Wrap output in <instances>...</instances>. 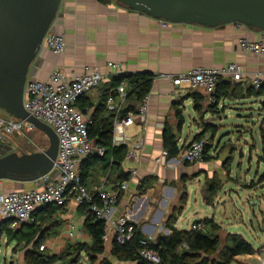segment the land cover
Masks as SVG:
<instances>
[{
	"label": "crops",
	"instance_id": "crops-1",
	"mask_svg": "<svg viewBox=\"0 0 264 264\" xmlns=\"http://www.w3.org/2000/svg\"><path fill=\"white\" fill-rule=\"evenodd\" d=\"M52 30L64 34L66 49L57 55L44 45L30 79L46 80L55 69L64 72L68 78L82 75L93 67L106 72L109 61L122 63L126 73L149 72L153 75L151 90L147 94L146 120L137 119L127 129L129 136L143 139V146L137 151L135 159L126 157L122 162V170L130 172V177L128 188L121 193L114 214L127 216L144 235L153 233L157 236L159 233H171L166 223L175 212L177 220L174 226L181 228L178 221L182 214L177 213V204L182 199L178 187L182 184L183 177L188 179L196 172H199L196 174L199 177L201 173L206 175L211 170H223V165L220 158H216L218 149L214 147L208 149V158L205 157L196 164L178 163L175 157L167 156L163 159V152L166 151L163 132L166 126L172 127L179 145L183 147L204 131L206 124H214L216 133L225 126L243 125L241 120L247 116V110H255L261 103L264 105V94H246L247 88L253 86L254 73L260 71L264 74V57L242 49L239 43L241 38L253 41L261 39L262 30L245 24L237 26L236 23L213 27L173 23L131 9L116 0H62ZM231 62L240 65L243 79L232 82L237 86L236 94L222 96L216 102V107L211 104L210 95L204 89L177 88L169 77L188 72L194 67L223 66ZM262 86L264 88V77ZM119 87L120 85L113 83L112 78H106L100 86L77 100L76 104L85 113L89 125L100 126L101 120L111 114L108 107L98 109V104L104 94L117 91ZM191 92H196V95L190 94ZM115 96L118 100V93ZM198 96H202L199 99L200 109L195 108V98ZM141 102L132 100L131 103L138 106ZM126 105L125 102L124 106ZM177 108L181 109L184 118L180 130L177 128ZM233 115L238 117L237 121L228 122ZM207 134L215 136L210 129L204 135ZM11 137L5 143L11 144L15 150L16 145ZM158 157L162 158L161 161L156 160ZM85 165L89 169L85 183L90 191L101 183L108 187H115L120 183L116 179V171L107 167L106 161L91 162L86 159ZM58 175L59 172L52 179ZM44 183L45 180L25 182L19 184V188L28 190ZM17 188L13 181L0 180V195ZM39 212L42 214L39 215ZM85 218L86 213L80 205L68 201L63 206L50 204L38 208L28 226L34 223L43 227L46 231L43 250L53 254L78 241L92 242L84 227ZM55 220L57 222L53 224ZM2 221L4 218L0 217V224ZM187 223L189 225L185 228L191 229L190 222ZM24 226L21 225L18 229ZM2 236L7 240L5 234ZM114 240V233L111 231L105 240L106 255H112ZM7 243L9 244L8 240ZM20 244H26V240H21ZM17 245L18 242L14 247ZM24 252L27 249L22 251V258ZM106 255L104 256L107 257ZM263 258L261 250L255 249L252 254L236 255L233 261L238 264H255L256 260L261 263ZM122 262L120 264H124ZM126 263L136 264L132 261Z\"/></svg>",
	"mask_w": 264,
	"mask_h": 264
},
{
	"label": "built area",
	"instance_id": "built-area-1",
	"mask_svg": "<svg viewBox=\"0 0 264 264\" xmlns=\"http://www.w3.org/2000/svg\"><path fill=\"white\" fill-rule=\"evenodd\" d=\"M237 26L244 25L241 22H234ZM242 49L254 55L264 57V31L261 39L257 41L241 38L239 40ZM47 46L54 54H61L66 49V39L63 33L49 30L43 39V46ZM108 70L101 71L97 67L89 68L82 75L68 78L64 72L55 69L48 79H30L27 81L24 93V107L26 110L49 124L57 133L59 138L58 155L55 166L59 175L42 186L28 190H10L0 195V217L9 220V227L17 229L22 223L33 220V213L46 205H65L72 201L77 205L84 202L90 203V210L97 218L105 221V239L113 231L115 240L124 244L131 240L135 232V224L125 215L114 214V209L119 203L121 193L128 188V179L121 181L115 187H108L101 183L90 191L81 179L80 164L96 152L100 155L105 150L94 144L89 135V120L85 113L76 105V101L90 90L98 87L106 79L125 73L122 63L109 61ZM173 85L180 89H204L210 95L211 102H217L213 95L220 80L231 82L243 79V71L235 62L223 66H200L190 69L188 72L179 75H169ZM264 74L256 71L252 78V85L260 88L263 85ZM128 87L127 83H121L118 92V100L110 92L106 105L114 113L112 144L128 146L127 158L135 159L137 151L143 146L142 138H134L127 134V129L135 120L145 121L148 112L147 96L138 105L136 111H128L121 116L126 101ZM30 122L16 118L5 113L0 108V141L7 142L16 134H25L26 130L33 129ZM207 138L194 139L183 146L180 153L175 157L178 163L187 162L196 164L202 162L205 157V146ZM167 157V152H163ZM161 157L156 160L161 161ZM166 161V160H165ZM136 171H132L135 173ZM48 175L46 176V178ZM46 178H43L45 180ZM191 229H206L202 221L191 224ZM153 233L146 234L141 240L142 248L139 255L153 263L160 264L161 257L157 250L149 247V243L155 240ZM182 247H186L183 244ZM45 245H41L43 250ZM264 264V258L261 261Z\"/></svg>",
	"mask_w": 264,
	"mask_h": 264
},
{
	"label": "trees",
	"instance_id": "trees-1",
	"mask_svg": "<svg viewBox=\"0 0 264 264\" xmlns=\"http://www.w3.org/2000/svg\"><path fill=\"white\" fill-rule=\"evenodd\" d=\"M106 2L109 0H101ZM112 81L114 84L120 85L121 83H127V94L126 103L127 105L123 107L121 116H124L128 111H136L138 106L132 104V100L142 101L151 90L153 75L149 72H137V73H122L118 76H113ZM237 91V86L234 85L229 80H220L217 87L213 93L216 100L222 96L235 95ZM264 88H255L254 86H249L246 90V94L261 95L264 94ZM118 92L114 91V95ZM190 94L196 95V92H191ZM108 93L104 94L100 103L98 104V109H106V101ZM84 96V95H83ZM202 96L195 98V108L200 109V100ZM77 102V101H76ZM215 107L217 103L211 102ZM77 105V104H76ZM177 128L180 130L184 118L180 108H177ZM113 120L114 113L102 119L100 126L89 125V135L93 140L94 144L98 147L104 148V154L100 155L96 152L89 154L80 164L81 179L85 183L86 178L89 175V169L86 168L87 161H106V166L110 167L112 171H116V179L124 181L129 179L130 172H124L122 170V162L127 156L128 146L121 144L119 146H114L112 144L113 136ZM216 126L214 124H206V129L199 133L194 139H200L204 137L207 129L211 130L212 134L216 133ZM164 146L168 157H176L182 147L179 145V140L176 132L172 127L166 126L163 132ZM193 139V140H194ZM209 145L206 143L205 153L208 158ZM187 163V162H186ZM186 178L183 177V181ZM184 199V196L182 197ZM181 199V200H182ZM184 205V203L182 204ZM48 207V206H47ZM83 212L86 213V218L84 220V227L86 232L91 236L92 242L78 241L71 246L67 247L68 250L65 253H47L45 250H41L40 246L43 244L46 238V231L43 227L33 224L31 225V230L24 233L22 229H11L9 227V220H4L0 224V239L3 234L6 235L8 242L18 239L19 234L23 233L24 237L21 239L26 240V244L33 243L32 248L26 253L28 264H79L82 258V254L85 253L90 262L97 264H115L109 258L104 256L105 253V221L97 218L95 213L90 210V203L84 202L80 205ZM179 211V209H178ZM36 211L33 213V218ZM177 220V215L172 213L167 221V226L170 228V234L159 233L155 240L150 242L149 247L157 250L161 257L160 264H230L234 257L239 254H252L255 252V248L252 243L246 240L243 236L239 234H230L227 238L228 241L224 245L219 257H214L220 246V236L217 233L219 224L214 221L213 218H205L202 220L206 225V229H186V228H176L174 226ZM31 222V221H30ZM30 222H26L24 225H28ZM57 220L53 221L55 224ZM135 232L131 240L124 244L118 243L116 240L113 242L112 255L120 261L135 262L136 264H153L139 255V249L143 246L141 240L145 238V235L141 232L140 228L135 225ZM18 241V244H20ZM186 244V247H182ZM15 248V247H14ZM66 255V256H65Z\"/></svg>",
	"mask_w": 264,
	"mask_h": 264
},
{
	"label": "water",
	"instance_id": "water-1",
	"mask_svg": "<svg viewBox=\"0 0 264 264\" xmlns=\"http://www.w3.org/2000/svg\"><path fill=\"white\" fill-rule=\"evenodd\" d=\"M116 1L173 23L213 27L241 22L264 31V0ZM61 2L0 0V108L9 115L30 122L49 140L47 148L32 152H18L0 143V180L15 182L17 190L20 189L19 184L43 180L47 175L45 181L50 182L57 174L54 166L59 148L58 135L49 124L26 110L24 93L26 83L33 75L44 36L52 30Z\"/></svg>",
	"mask_w": 264,
	"mask_h": 264
},
{
	"label": "rangeland",
	"instance_id": "rangeland-1",
	"mask_svg": "<svg viewBox=\"0 0 264 264\" xmlns=\"http://www.w3.org/2000/svg\"><path fill=\"white\" fill-rule=\"evenodd\" d=\"M247 110V116L241 122L243 125L223 127L215 134L205 135L209 148H217V159L221 160L223 170L190 175L179 185V195L184 199L178 202L177 213L182 214L178 226L185 228L198 220L213 218L219 223L216 230L220 236V246L214 257H219L230 234H239L261 250L264 255V105ZM236 115L230 116L228 122L237 121ZM15 143V151L32 152L47 148V136L34 127L25 134L16 133L11 137ZM6 146L11 144L0 141ZM4 147H1V149ZM214 151V153H216ZM219 163V162H217ZM58 172V169L54 167ZM196 176V177H194ZM184 203V205H182ZM42 214L39 212V215ZM31 226L25 225L23 232H29ZM17 240L7 243L5 237L0 239V264H28L26 253L33 243L19 244L24 234L20 233ZM24 249V257L21 253ZM68 248L59 253H65ZM13 251V254H12ZM106 255V253H104ZM66 256V255H65ZM114 263L122 261L106 255ZM79 264L91 263L83 253ZM231 264H238L233 261ZM255 264H261L258 260Z\"/></svg>",
	"mask_w": 264,
	"mask_h": 264
}]
</instances>
